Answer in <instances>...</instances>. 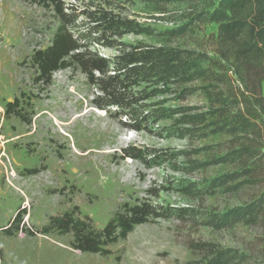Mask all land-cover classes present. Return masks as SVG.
<instances>
[{
	"label": "rangeland",
	"instance_id": "rangeland-1",
	"mask_svg": "<svg viewBox=\"0 0 264 264\" xmlns=\"http://www.w3.org/2000/svg\"><path fill=\"white\" fill-rule=\"evenodd\" d=\"M36 1L0 0V264H264L212 119L214 1ZM60 29L86 68L69 58L45 84L32 56ZM136 207L145 222L107 256L44 233L63 214L101 230Z\"/></svg>",
	"mask_w": 264,
	"mask_h": 264
},
{
	"label": "trees",
	"instance_id": "trees-1",
	"mask_svg": "<svg viewBox=\"0 0 264 264\" xmlns=\"http://www.w3.org/2000/svg\"><path fill=\"white\" fill-rule=\"evenodd\" d=\"M210 1L215 4L209 6L208 21L217 27L215 37L211 36L217 62L211 61L210 67L220 73L216 78L219 91L214 96L212 119L230 145L226 155L236 163L238 179L242 180L237 191L246 187L250 198L244 208L238 207L232 213L236 223L245 219L246 226L260 223L264 229V192L251 195L255 188L264 187V0ZM104 19L108 24V19ZM75 49L71 36L60 29L47 49L32 56L40 81L48 84L54 73L66 69L69 58L84 65L81 56H71ZM113 100L117 104L125 101L120 95ZM147 213L143 208H131L116 215L101 230H95L90 219L63 214L51 218L44 233L71 235L77 252L107 256L106 248L127 239L134 227L145 222L143 217Z\"/></svg>",
	"mask_w": 264,
	"mask_h": 264
}]
</instances>
